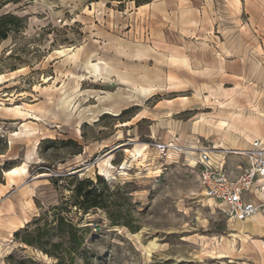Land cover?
Returning a JSON list of instances; mask_svg holds the SVG:
<instances>
[{
  "label": "rangeland",
  "instance_id": "1",
  "mask_svg": "<svg viewBox=\"0 0 264 264\" xmlns=\"http://www.w3.org/2000/svg\"><path fill=\"white\" fill-rule=\"evenodd\" d=\"M6 12L22 23L0 40V264H59L14 237L30 222L45 246L65 241L57 216L81 239L61 264H264V219L228 220L195 162L206 148L233 170L264 145V0H0ZM83 178L105 207L52 209Z\"/></svg>",
  "mask_w": 264,
  "mask_h": 264
},
{
  "label": "built area",
  "instance_id": "2",
  "mask_svg": "<svg viewBox=\"0 0 264 264\" xmlns=\"http://www.w3.org/2000/svg\"><path fill=\"white\" fill-rule=\"evenodd\" d=\"M249 145L248 149L237 150L245 163H237L235 173L222 160L214 163L209 149L195 152L203 193L222 205L228 220L244 221L258 216L264 219V145L258 139ZM168 146L158 143L156 148L163 152ZM261 247L264 249V239Z\"/></svg>",
  "mask_w": 264,
  "mask_h": 264
},
{
  "label": "trees",
  "instance_id": "3",
  "mask_svg": "<svg viewBox=\"0 0 264 264\" xmlns=\"http://www.w3.org/2000/svg\"><path fill=\"white\" fill-rule=\"evenodd\" d=\"M22 18L10 12L0 14V40L7 37L8 32L13 29L11 25H20ZM7 170V169H6ZM101 182L100 178L96 177V183ZM103 182V181H102ZM106 193L104 188H99L95 185V182L88 178L77 179L74 187L72 188V194L70 200H62L60 204L52 206V209H67L66 205H71L77 210L86 212L90 208H104V200ZM37 220V218H35ZM47 222V221H46ZM55 222V223H54ZM23 228L24 236H19L18 231L14 232V237L17 238L24 245H31L39 248L42 252L50 256H55L57 262L61 264L65 257H71L81 247V239L77 236V231L80 229L76 227L70 220L63 216H57L53 220V224L48 226L58 232L61 236L65 237V241L53 242L49 246H45L40 240L39 230L36 228V234L31 236L28 230V224Z\"/></svg>",
  "mask_w": 264,
  "mask_h": 264
},
{
  "label": "bare ground",
  "instance_id": "4",
  "mask_svg": "<svg viewBox=\"0 0 264 264\" xmlns=\"http://www.w3.org/2000/svg\"><path fill=\"white\" fill-rule=\"evenodd\" d=\"M124 124H126V123H124ZM11 170H12V169H11ZM11 170H10V171H11Z\"/></svg>",
  "mask_w": 264,
  "mask_h": 264
}]
</instances>
